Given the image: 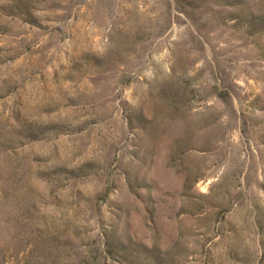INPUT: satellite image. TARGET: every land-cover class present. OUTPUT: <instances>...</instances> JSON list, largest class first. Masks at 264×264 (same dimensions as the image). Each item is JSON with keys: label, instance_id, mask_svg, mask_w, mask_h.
<instances>
[{"label": "rangeland", "instance_id": "obj_1", "mask_svg": "<svg viewBox=\"0 0 264 264\" xmlns=\"http://www.w3.org/2000/svg\"><path fill=\"white\" fill-rule=\"evenodd\" d=\"M0 264H264V0H0Z\"/></svg>", "mask_w": 264, "mask_h": 264}]
</instances>
